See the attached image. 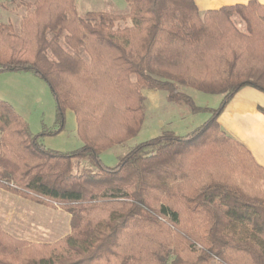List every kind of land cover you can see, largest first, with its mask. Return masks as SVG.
I'll return each instance as SVG.
<instances>
[{
    "label": "trees",
    "instance_id": "trees-1",
    "mask_svg": "<svg viewBox=\"0 0 264 264\" xmlns=\"http://www.w3.org/2000/svg\"><path fill=\"white\" fill-rule=\"evenodd\" d=\"M123 1L127 16L83 20L74 0H34L18 35L0 29V74L42 80L55 117L53 130L33 135L0 100V189L70 216L69 234L51 244L15 240L0 227V264H264V168L217 122L242 88L264 95V5L200 13L193 0ZM124 19L130 25L116 27ZM60 74L87 97L58 91ZM179 88L221 99L199 108ZM143 90L209 117L184 136L164 131L108 167L100 153L141 129ZM68 110L82 146L46 149L41 138L63 131ZM74 162L90 168L74 171Z\"/></svg>",
    "mask_w": 264,
    "mask_h": 264
},
{
    "label": "rangeland",
    "instance_id": "rangeland-1",
    "mask_svg": "<svg viewBox=\"0 0 264 264\" xmlns=\"http://www.w3.org/2000/svg\"><path fill=\"white\" fill-rule=\"evenodd\" d=\"M120 1L123 2V0ZM33 2L34 0H0V29L1 27H7L5 33L10 31V33L18 35L21 28V20L27 12L32 10L30 6ZM99 12L124 17L128 15L129 9L125 6L123 10L113 11L110 3L108 4L107 2L102 5V9ZM76 13L77 17L83 20L91 19L89 15L91 13L84 15L78 14L77 11ZM234 24L240 31L244 30V26L240 21L234 20ZM115 25L123 28L129 26L130 22L128 19H124L118 21ZM6 46L7 43L1 38L0 47ZM50 55L47 52V57L51 60ZM82 55L84 57V53ZM53 80L58 91L67 92L71 96L87 97V90L81 84H76L70 76L60 74L55 76ZM40 83L43 88H39V86L30 81L16 77L0 76V96H4L2 97L3 99L0 97V100L12 107L15 113L26 123L33 135L40 134L44 129L53 130L55 127L52 95L42 80H40ZM179 90L189 96L194 105L199 108L214 109L220 102V96L207 95L186 88H179ZM104 91H106L104 96L110 101L113 93H110L109 84L106 83L104 85L102 92ZM141 93L145 98L144 118L141 129L129 141L115 145L100 153L101 161L108 167H114L132 147L157 137L164 131H170L176 136L186 135L201 125L203 122L201 117L207 114L205 112L194 114L188 105L182 102L169 101L165 91L149 92L143 90ZM113 97L114 95L111 98ZM41 144L46 149L55 152H70L80 148L82 143L77 135L73 116L68 113L65 114L63 131L54 136L41 138ZM73 167L74 171H79L82 168L89 167V165L85 163L77 166L76 162H74ZM69 219V214L59 207H46L0 189V227L3 232L15 240L26 243H54L69 234ZM209 264L217 263L210 261Z\"/></svg>",
    "mask_w": 264,
    "mask_h": 264
},
{
    "label": "crops",
    "instance_id": "crops-1",
    "mask_svg": "<svg viewBox=\"0 0 264 264\" xmlns=\"http://www.w3.org/2000/svg\"><path fill=\"white\" fill-rule=\"evenodd\" d=\"M74 1L76 11L78 14L83 15L91 12H99V10L102 9V5L107 2L108 4L110 3V7L113 11L123 10L125 6H127L124 1L122 2L120 0ZM249 1L250 0H193L200 13L218 10L224 6L246 4ZM255 1L264 5V0ZM0 76L16 77L18 79L30 81L36 86H39V88H43L40 79L28 74L2 73ZM0 97L2 98L4 96ZM260 109L264 110V95L250 87H244L226 105L222 113L218 116L217 122L223 132L243 144L251 153L254 161L264 168V114ZM67 113L69 115L71 114L74 118L72 111L68 110L66 111V114ZM208 117L209 115L207 114L202 116L201 121L205 122Z\"/></svg>",
    "mask_w": 264,
    "mask_h": 264
}]
</instances>
